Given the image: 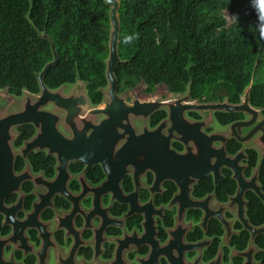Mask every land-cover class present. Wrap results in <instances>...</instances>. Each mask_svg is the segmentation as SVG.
Returning <instances> with one entry per match:
<instances>
[{"label": "flooded vegetation", "instance_id": "obj_1", "mask_svg": "<svg viewBox=\"0 0 264 264\" xmlns=\"http://www.w3.org/2000/svg\"><path fill=\"white\" fill-rule=\"evenodd\" d=\"M76 84L64 85L65 94ZM108 87L109 82L102 102L93 104L86 86L90 107L104 104ZM136 87L120 82L117 94L127 95L128 104L133 93L139 98L175 94L147 90L150 95L141 96ZM23 93L11 94L17 103L9 112L21 108ZM45 110L54 111L55 106ZM219 113L242 114L245 118L238 121L250 118L214 111L210 120L206 112L187 110L184 121L172 122L170 109L164 107L148 119L134 116L133 137L119 130L113 150L104 146L94 150L98 144L85 143L88 157L68 165L47 148L38 150L41 144L25 152L26 143L41 130L32 124L16 127L11 142L13 175L4 182L0 200V264H264L260 246L264 233L253 235L264 224H253L249 199L252 194L264 204L250 184L258 176L262 186L261 163L251 167L248 152H256L259 161L264 157L230 140L228 156L245 153L241 162L245 168L238 173L227 166L216 169L214 159L204 158L207 142L201 132L207 136L226 132L237 122L222 125ZM104 119L100 114L95 123ZM159 127L162 132L153 135ZM58 128L66 138L73 137L63 124ZM232 141L242 146L235 155L228 150ZM227 180L235 185L232 193L222 189Z\"/></svg>", "mask_w": 264, "mask_h": 264}, {"label": "trees", "instance_id": "obj_2", "mask_svg": "<svg viewBox=\"0 0 264 264\" xmlns=\"http://www.w3.org/2000/svg\"><path fill=\"white\" fill-rule=\"evenodd\" d=\"M120 2L122 63L116 75L121 85L132 89L143 80L151 93L166 85L175 94L190 87L192 97L204 102L223 100L225 92L230 103L239 104L253 82L251 103L264 111V39L250 29L257 17L249 0ZM225 11L239 16L238 26H228ZM110 30V8L103 0H0V89L14 96L40 92L36 75L54 60L50 41L40 36L46 31L59 57L46 85L55 90L82 81L92 103H101L108 86ZM128 35L134 38L125 44ZM216 117L222 125L245 118ZM241 148L236 141L228 145L233 155ZM248 153L251 167L261 163L264 190V159ZM234 188L231 180L222 185L230 193ZM249 199L253 224L263 225L264 204L252 194ZM260 246L264 249V238Z\"/></svg>", "mask_w": 264, "mask_h": 264}, {"label": "water", "instance_id": "obj_3", "mask_svg": "<svg viewBox=\"0 0 264 264\" xmlns=\"http://www.w3.org/2000/svg\"><path fill=\"white\" fill-rule=\"evenodd\" d=\"M103 1L110 8L111 24L109 56L106 60V76L109 87L105 91L103 105L90 107V98L86 91L87 85L82 81H78L68 95L64 92L65 86L51 90L46 85L47 74L59 61L55 44L46 31L40 33V36L50 41L54 60L36 75L40 85V93L33 94L27 90L24 91L23 99L20 101L21 108L9 112L17 100L8 91L3 93V90L0 89V200L4 199V182L13 175L12 157L14 152L11 145L15 138L13 130L21 125L32 124L41 130L35 139L26 143L25 152L35 150L41 144L38 150L47 148L50 155H57L62 165H68L71 161H84L88 157L84 147L85 143L98 144L99 146H96L94 150L103 149V146L104 150H113L116 140L121 135L119 130L125 129V132L133 137L131 127L134 116L148 119L157 110L164 107L170 109L172 122L184 121V112L187 110L206 112L210 115L208 117L210 120H212L211 114L214 111L243 113L250 118L233 123L226 132H218L209 136L201 132L203 140L207 142V148L202 152V155L204 158L214 159L215 162L212 165L216 169L227 166L234 169L236 173L245 168L241 165L245 153L244 150H241L235 157L228 156L226 145L230 140H237L246 148L256 150L261 157H264V112L261 108L251 104L253 82L245 89L240 104H231L228 99L223 102L200 103L192 98L190 87L184 94H170L167 98H163L162 95L139 98L137 93H133L132 104L127 103V95L119 96L117 91L120 82L116 70L122 63L120 55L122 29L119 14L121 2L120 0ZM52 104L55 106L54 111L45 110ZM100 114H104L106 119L100 124H96L95 121ZM82 121L85 123L83 128L81 127ZM59 124H63L67 131H71L73 137L66 138L58 128ZM203 124L206 125L207 122ZM203 124L197 125L202 127ZM161 132L162 127H159L152 134ZM218 142L222 144L219 148L214 146ZM9 156H11L10 162ZM182 157L185 158L186 156L183 155ZM250 184L251 189L264 202V192L262 186L258 184V176L253 177ZM258 233H264V228L259 232L253 230V235Z\"/></svg>", "mask_w": 264, "mask_h": 264}, {"label": "clouds", "instance_id": "obj_4", "mask_svg": "<svg viewBox=\"0 0 264 264\" xmlns=\"http://www.w3.org/2000/svg\"><path fill=\"white\" fill-rule=\"evenodd\" d=\"M251 8L256 13V22L250 26L251 31L258 37L264 39V0H249ZM231 23L234 26L239 24V16L232 15L230 17ZM133 36L128 35L124 37V43L128 44L133 40Z\"/></svg>", "mask_w": 264, "mask_h": 264}, {"label": "rangeland", "instance_id": "obj_5", "mask_svg": "<svg viewBox=\"0 0 264 264\" xmlns=\"http://www.w3.org/2000/svg\"><path fill=\"white\" fill-rule=\"evenodd\" d=\"M232 15H234V14L231 13V12H229V11H225V12L223 13V16H224V18L226 19L228 26H231V25H232L231 20H230V17H231ZM136 90L138 91V93H139L141 96H147V95H150V94L148 93V91H147V85H146L145 81H143V80H140V81L138 82L137 87H136ZM123 91H126V90H123ZM169 91H170V90H169V88H168L166 85H159V86L157 87L155 93H157V94H163V95L167 96V95L170 93ZM2 92L5 93L4 90H3ZM155 93H152V94H155ZM222 97H223V99L226 98V93H225V92L222 93ZM16 107H17V106H14V108H16ZM216 129L221 130L222 128H221L219 125H217V126H216Z\"/></svg>", "mask_w": 264, "mask_h": 264}]
</instances>
